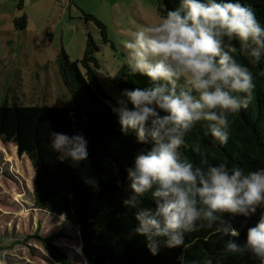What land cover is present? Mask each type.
Returning <instances> with one entry per match:
<instances>
[{"label":"clouds","instance_id":"9594fccd","mask_svg":"<svg viewBox=\"0 0 264 264\" xmlns=\"http://www.w3.org/2000/svg\"><path fill=\"white\" fill-rule=\"evenodd\" d=\"M125 47L131 72L148 78L146 87L123 88L110 105L123 134L150 144L127 169L131 191L121 198L122 207L136 210L133 233L145 237L152 255L162 246L180 247L179 264H198L186 256L185 236L213 229L229 237L224 253L250 254L264 264V167L246 171L211 163L204 152L195 163L182 152L197 122H204L203 135L213 143H228L230 117L248 108L255 87L253 73L237 56L260 63L264 24L241 0H178L158 24L132 31ZM48 136L59 160L73 167L88 160L83 132L50 130ZM84 182L99 188L94 176ZM145 197L154 206H144ZM257 213L243 242L232 239L241 234L235 218Z\"/></svg>","mask_w":264,"mask_h":264},{"label":"trees","instance_id":"16d2710c","mask_svg":"<svg viewBox=\"0 0 264 264\" xmlns=\"http://www.w3.org/2000/svg\"><path fill=\"white\" fill-rule=\"evenodd\" d=\"M241 2L250 5L257 19L264 24V0ZM160 3L165 15L168 8L177 6L178 0H160ZM23 6L24 0H20L19 9ZM86 16L98 24L106 39V26L96 17ZM14 24L17 30H25L27 15L24 13L16 18ZM98 51V45L90 39L81 60L72 61L65 51L58 56L60 74L72 94L73 105L0 104V140L16 144L14 147L18 148L19 156L29 157L37 173L34 184L36 206L78 231L80 243L76 251L88 264H179L177 257L182 248L162 246L157 255H152L145 237L132 231L136 225V210L122 207L121 198L131 191L127 169L133 165L134 156L147 150L150 144L138 143L134 134L121 132L118 117L110 106L117 102L98 74ZM237 59L253 73L255 87L248 108L230 117L233 122L228 143H213L211 136L203 135L204 122H197L188 133L187 145L182 147V152L195 163L204 152L211 163L223 161L248 171L264 167V57L258 65L249 63L243 56L238 55ZM122 76H127L128 80ZM112 85L120 95L126 87H146L148 78L132 73L125 64L112 79ZM50 130L68 134L83 132L89 141L88 160L82 161L79 167L59 160V154L50 147ZM23 166L25 168V163ZM85 176L98 179V190L84 182ZM142 204L154 206L149 197L143 198ZM258 218L259 213L247 220L235 218L233 223L241 228V234L232 239L242 243L247 227L254 225ZM63 235V232L49 236L38 233L34 237L42 241L57 262L72 264L71 256L52 243ZM228 239L208 228L187 233L186 256L198 264H206L209 259L213 264H260L250 254L224 253L222 249Z\"/></svg>","mask_w":264,"mask_h":264},{"label":"rangeland","instance_id":"374dc122","mask_svg":"<svg viewBox=\"0 0 264 264\" xmlns=\"http://www.w3.org/2000/svg\"><path fill=\"white\" fill-rule=\"evenodd\" d=\"M19 2L0 0V104L73 105L57 59L65 51L72 61L81 60L90 39L99 47L100 79L117 102L121 97L112 79L129 65V34L164 16L160 0H24L22 10ZM24 13L28 26L17 30L14 21ZM86 15L106 26V39ZM14 145L0 140V264H63L34 237L58 232L65 235L52 243L71 256L72 264H88L76 251L78 231L36 206V170Z\"/></svg>","mask_w":264,"mask_h":264}]
</instances>
